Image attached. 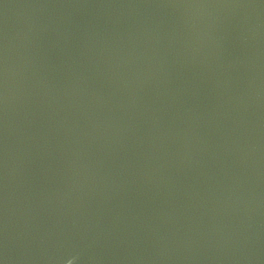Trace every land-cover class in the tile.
<instances>
[{
    "label": "water",
    "instance_id": "95a60500",
    "mask_svg": "<svg viewBox=\"0 0 264 264\" xmlns=\"http://www.w3.org/2000/svg\"><path fill=\"white\" fill-rule=\"evenodd\" d=\"M264 264V0H0V264Z\"/></svg>",
    "mask_w": 264,
    "mask_h": 264
},
{
    "label": "clouds",
    "instance_id": "9594fccd",
    "mask_svg": "<svg viewBox=\"0 0 264 264\" xmlns=\"http://www.w3.org/2000/svg\"><path fill=\"white\" fill-rule=\"evenodd\" d=\"M69 264H71V261L69 262Z\"/></svg>",
    "mask_w": 264,
    "mask_h": 264
}]
</instances>
